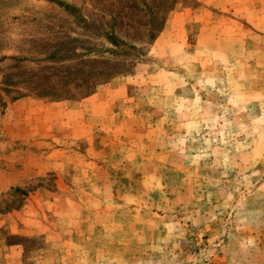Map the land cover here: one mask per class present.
I'll return each mask as SVG.
<instances>
[{"label": "rangeland", "instance_id": "rangeland-1", "mask_svg": "<svg viewBox=\"0 0 264 264\" xmlns=\"http://www.w3.org/2000/svg\"><path fill=\"white\" fill-rule=\"evenodd\" d=\"M0 264H264V0H0Z\"/></svg>", "mask_w": 264, "mask_h": 264}]
</instances>
